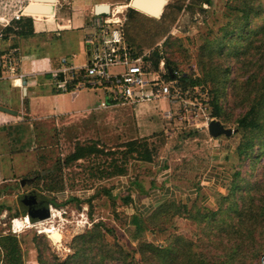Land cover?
<instances>
[{
	"label": "rangeland",
	"instance_id": "rangeland-1",
	"mask_svg": "<svg viewBox=\"0 0 264 264\" xmlns=\"http://www.w3.org/2000/svg\"><path fill=\"white\" fill-rule=\"evenodd\" d=\"M1 1L7 12L31 2ZM66 1L72 3L73 9L88 7L86 14L89 15L85 17L80 13L73 17L74 29L54 31L51 35L47 31L40 38L33 36L34 33L22 35L29 48H45L69 55L77 63H85V39L93 33L90 11L95 4H108L111 16L126 17L127 44L147 58L153 69L158 68L154 65L156 53L166 67L170 62L171 69L180 74L181 98L194 102V107L182 119L177 116L169 120L163 118L164 111H161L168 108L166 100L139 103L136 108L118 104L109 110L68 118L67 123L61 120L60 123L37 125L36 130L43 135L35 147L23 149L24 146L16 143L12 153L17 154L15 159L18 160L13 162L11 156L6 161L11 165L12 174L13 164H16L18 177L13 182L0 183V242L3 236H16L24 264H40L39 256L47 262L65 261L75 256L77 237L96 225L104 229V240L101 243L93 241V252L89 254L105 256L107 253L111 259L119 258L111 262L107 258L101 264H122L120 260L127 264H143L138 252L139 239L172 251L177 263L183 260L186 252L191 259L197 260H194L196 264H224V261L236 264L239 256L235 260L229 254L232 244H239L238 249L246 250L248 255L246 264H260L264 254V187L260 193L253 188L264 180V156L251 160L238 154L239 147L253 135L238 129L236 121L248 110V105L245 91L235 90V85L264 62V56L255 50L246 56L237 53L240 48L255 47L261 40L260 45L263 43L264 34L256 32L264 26V0L254 2L260 8L249 27L251 37L235 38L229 47H223V53L219 51L215 56L203 52L202 46L220 36L231 20L229 4L240 5L239 0H211L212 4L202 5L200 0H168L164 18L131 11V0ZM127 3L128 7L121 13L115 11L117 5ZM68 6L64 0L57 1L56 25L63 23L61 14L68 11ZM73 54L76 57H72ZM184 74L189 76L187 81L182 80ZM50 77L54 79V74ZM192 81L201 84L193 86ZM217 91L221 110L215 117ZM80 93L76 98L80 105L94 100L93 94H97L90 90ZM179 108H183L181 101L177 111ZM212 120L221 121L235 132L231 136L213 138L208 130ZM26 131L23 135H27ZM253 138L258 142L263 136L258 134ZM80 146L99 149L70 161L68 157ZM147 155H151V161L142 160ZM120 170L124 174H118ZM23 179H27L24 186L21 185ZM236 185L241 189L234 191ZM33 191L49 204L53 203L49 205L51 213L31 220L30 227L16 231L12 221L26 217L23 197ZM109 191L111 196L107 194ZM254 195H258L257 200L250 205ZM169 200L176 206L184 205L183 212L176 214L177 210H173L148 222V218ZM233 200L237 206L233 205ZM54 209L56 212L52 213ZM137 215L142 217L143 231L132 222ZM252 222H255L252 236L246 238L248 224ZM43 224L61 230V244L53 243L40 232ZM251 240L253 242L246 246ZM172 255L160 253L157 260L165 258V262H154L172 264ZM86 261L90 260L85 257L81 264ZM0 264H9L1 246Z\"/></svg>",
	"mask_w": 264,
	"mask_h": 264
},
{
	"label": "crops",
	"instance_id": "crops-1",
	"mask_svg": "<svg viewBox=\"0 0 264 264\" xmlns=\"http://www.w3.org/2000/svg\"><path fill=\"white\" fill-rule=\"evenodd\" d=\"M33 1L31 0V2ZM57 1L59 2V0ZM57 1L54 5L52 4L54 6L53 13L32 12L34 16H29L34 19L33 32L31 33H34L33 36L40 38L47 31L51 35L54 31L74 29L73 17H78L80 13L85 14V17L89 15L86 14L88 10L86 8L88 7L73 9L72 3L64 0V3L69 5L67 7L68 11L61 14L63 23L58 22L56 25L55 17L59 9L57 8ZM96 5L93 6L90 13L95 12ZM27 6L25 5L18 9H26ZM24 17L28 16L23 14L20 19ZM15 21L13 22L14 26H12L13 30L7 31L5 38L1 42L3 66L0 68V106L9 108L16 113L0 111V183L13 182L18 177L16 164H13L14 174H12L11 165H8L6 161L10 160L11 156L13 157V162L18 160L15 159L17 154L12 153L16 143H18V146H24L23 149L35 147L39 137L43 135L42 131L36 130L37 125L52 121L60 123L61 120L63 123H67L68 118L79 115L86 116L87 114L115 107L102 105L106 98L104 90L91 88L71 89L72 82H67L69 74H56L57 70L64 66L62 59H66L68 65L78 68L84 66L88 62L87 59H89L87 51L85 53L86 62L77 63L69 55L60 54L59 52L53 53L45 48L39 49L36 47L35 50L32 47L29 48L27 40L16 33ZM38 23L42 25L37 26ZM80 25L82 24L80 23ZM58 55L59 57H57ZM72 57H76V55L73 54ZM50 74H54V79L50 77ZM76 80H80V74H78ZM81 90L96 92L97 94H93L95 99L89 102L86 101V105H80L76 98L78 94H81ZM166 102L168 108L161 110L164 111L163 118H165L168 109L175 110L177 107L176 104H173L168 99H166ZM158 125L159 127L161 126V124ZM162 126H164L163 122ZM24 131H26L27 135H23ZM26 216H29L28 210Z\"/></svg>",
	"mask_w": 264,
	"mask_h": 264
},
{
	"label": "trees",
	"instance_id": "trees-1",
	"mask_svg": "<svg viewBox=\"0 0 264 264\" xmlns=\"http://www.w3.org/2000/svg\"><path fill=\"white\" fill-rule=\"evenodd\" d=\"M239 1H241L240 5L229 4V10H230L229 18L231 19L230 22H228L225 25V27L221 30L220 36H217L215 39L206 42L202 46L203 52L207 53L208 51V54L215 56L217 52L219 51L220 53H223L224 52L223 47L225 46L229 47L233 43V40L235 38L239 40V39H246V38L251 37L252 30L249 31L250 30L249 27L252 25L253 19L255 15L257 14V12L259 11L260 7L255 5L254 2H256V0H239ZM203 3L212 4V1L211 0H200L199 4L202 5ZM260 6L262 5L260 4ZM130 9L131 11H135V9L133 8H130ZM166 13L167 11L165 10L162 15V18L166 17ZM103 14L106 15L107 13L103 12ZM12 26H14V23ZM12 26L6 29V33L7 31L13 30ZM15 27L17 29L16 33L19 35L32 33L33 32V20L30 17H24L22 19H18L15 21ZM259 28L257 29L259 30V32H256V33L264 34V26L261 31ZM261 39L262 37H260L259 40ZM227 41H228V44L226 43ZM261 42L262 40L260 41V43ZM260 43L257 44L255 47L248 46L247 48L243 50L240 48L237 51V53L242 56H246L247 54H251L252 50H255L264 56V41L261 45ZM129 46L132 47L131 44H129ZM134 52L137 53L136 50ZM156 56H157L156 57L157 60H154V65L157 68L160 63V56L157 53H156ZM169 63L170 62H167V68L169 69L170 72L174 73V71L176 70L174 69L172 70ZM257 67L258 69H256L254 72H249L250 76L248 78H246L243 82L236 83L235 85V90L245 91L244 96H245V100L247 101V105H248V110L244 114H242L236 121L238 125V129L241 130L243 133L251 132L253 135L250 137V139L246 140L239 147L238 154L242 157L244 156V157L250 158L251 160H257L261 158L262 156H264V62L261 61ZM167 76L170 78L172 74H168ZM223 76H225V74H223ZM188 78L189 76H187L186 74L182 76L183 81H187ZM77 82L78 80L73 81L71 85V89H74L73 87ZM200 84H201L200 81H192L193 86L200 85ZM218 93L219 91H217L214 96V107H215L214 116L215 117L220 115V110H221L220 104H219L220 96ZM249 95H251V97ZM258 134H261L263 138L260 139L258 142L253 141L254 139L253 137ZM98 149H99L98 147H94V146H80L75 153H73L72 155L68 157V159L70 161L78 160V159L83 158L85 155H87L85 152L93 153L97 151ZM142 160L151 161L152 157L151 155H147L146 158ZM123 172H124L123 170H120L118 174L122 175L124 174ZM52 173L53 172L49 173V175ZM263 187H264V180L257 182L254 185L253 189L255 190L256 193H260L263 190ZM239 189H241V186L239 185H236L233 187L234 191H237ZM107 194L111 196L110 191L107 192ZM257 197L258 195L257 196L254 195L250 199L249 204L254 205V200L255 199L257 200ZM50 204H53V203H50ZM233 205L237 206V202L234 200H233ZM173 210H177L176 214L182 213L184 210V205L176 206L174 201L169 200L165 202L164 204H162L161 207L148 218V222L158 220V218L172 212ZM30 217H31V220L33 221L36 220L37 218L36 216H30ZM141 218L142 217H139L138 215L134 216L132 218V222L136 223L138 228L141 231H143L145 230V225L144 227H142L141 222H140ZM254 223L255 222L248 224L250 225V228H248V235L246 238H249L252 236ZM243 225H245V229H246L245 222H243ZM100 227H102V224ZM102 231H104V229L102 228L99 229V227L95 225V228L93 230H89L87 233H84L78 236L76 240L78 244L75 246V251H76L75 256L72 257L71 259L65 260V261H58V259L56 261L55 259V261L53 262H47L46 260H44L42 256H39L40 264H81V260L83 259L84 261L85 257H87L88 260H90V261H86V264H101L107 258L110 260V262L113 260L115 261L118 260L119 258H116L115 256L113 259L109 258L107 253L104 254L105 256H98V255L91 256L89 254V252H93V243H92L93 241L98 242V243L103 242L104 236L102 234ZM252 242L253 240L248 242L246 246H249ZM0 243H1L0 246L3 248V251H4V256L7 259L9 264H24L22 260V255L20 253L19 241L16 236H10V235L3 236L1 237ZM138 245H139L138 252L142 255L141 257L143 259L142 260L143 264H148L149 262L150 264H157L154 262L155 260L162 261L164 263L165 258H160L157 260V257L160 256V253H166L167 255L173 254L172 251L170 252V250H166V249L163 250L160 247L156 246L154 243H151L148 241H142L139 239ZM231 247L233 248V250H232V253L229 254V257H233V259L236 260V258L239 256L236 264H246L245 260L248 256L245 254L246 250H244V252H243V249L239 250L238 249L239 244H232ZM248 251L252 252V248L248 247ZM225 254L226 253H224V255ZM171 258L173 260L172 264H176L177 262L176 260H174L173 255L171 256ZM194 260L197 262L196 259H191V256L185 252V256L183 260L177 264H196ZM120 261L122 262V264H127L125 260H120ZM224 264H226L225 261H224Z\"/></svg>",
	"mask_w": 264,
	"mask_h": 264
},
{
	"label": "built area",
	"instance_id": "built-area-1",
	"mask_svg": "<svg viewBox=\"0 0 264 264\" xmlns=\"http://www.w3.org/2000/svg\"><path fill=\"white\" fill-rule=\"evenodd\" d=\"M2 4L3 1L0 2V68L3 66L1 42L6 36V29L23 14H30L24 8L7 12L6 6ZM106 13V15L103 12L91 13L90 26L93 28V33L85 39L88 62L78 68L68 65L67 60L62 59L64 66L57 70L56 74H69L68 83H73L80 74V80L74 85V89L104 90L106 98L102 102L103 106L128 104L136 108L139 103L168 99L176 106L181 101L183 108H179L178 111L177 107L175 110H168L165 118L173 120L179 116L182 119L184 115L189 114L194 102L181 98L179 72L177 70L174 73L170 72L164 60L157 69H153L148 64L147 58L135 53V50L127 44L126 17L116 14L111 16L110 11ZM168 74L172 76L169 78ZM14 220L16 219L12 221L13 226ZM260 264H264V254L261 256Z\"/></svg>",
	"mask_w": 264,
	"mask_h": 264
},
{
	"label": "water",
	"instance_id": "water-1",
	"mask_svg": "<svg viewBox=\"0 0 264 264\" xmlns=\"http://www.w3.org/2000/svg\"><path fill=\"white\" fill-rule=\"evenodd\" d=\"M56 1L57 0H34L33 2L28 4L26 8V12L30 14H32V12L42 13V14H51L54 12L53 5L56 3ZM167 1L168 0H131L130 7L140 12H144L147 15H150L152 17H161L164 13L165 6L167 5ZM109 11H110V6L108 4H97L95 6L96 13L109 12ZM0 111L9 112L13 114L16 113L12 111L11 109L3 107V106H0ZM208 130H209V134L213 138H218L220 136H231L235 132V130H233L232 128L225 127L222 124V122L219 120H212L208 125ZM25 181H27V179H23L21 181L22 186L25 185ZM33 198L35 199V201H37L35 197ZM49 209H50V206H47L45 208V213L40 217H44L48 215L49 213H51L50 212L51 210ZM28 215L35 216V214L31 210H28Z\"/></svg>",
	"mask_w": 264,
	"mask_h": 264
},
{
	"label": "bare ground",
	"instance_id": "bare-ground-1",
	"mask_svg": "<svg viewBox=\"0 0 264 264\" xmlns=\"http://www.w3.org/2000/svg\"><path fill=\"white\" fill-rule=\"evenodd\" d=\"M51 4V3H50ZM127 4H119L116 6L115 11L117 13H121L125 8H127L128 6ZM129 6H131V2L129 4ZM111 8V7H110ZM113 10V9H112ZM118 15V14H117ZM56 212L55 209L52 210V213ZM61 213V212H60ZM59 213V214H60ZM56 215V214H55ZM59 216V215H58ZM52 217V216H51ZM60 217V216H59ZM58 217V218H59ZM54 218V217H53ZM52 219V218H51ZM45 222V221H44ZM48 223V222H47ZM53 223V222H52ZM38 224V223H37ZM42 224V223H41ZM32 225L31 223V219L26 217L23 218V220L21 219H16L14 220V230L19 231L20 229L24 228V227H30ZM37 226V225H35ZM23 230V229H22ZM40 232L43 234L48 235V237L51 239V241L55 244H61L62 240H63V233L61 232L60 229L56 228L54 225H47V226H43L40 229Z\"/></svg>",
	"mask_w": 264,
	"mask_h": 264
},
{
	"label": "flooded vegetation",
	"instance_id": "flooded-vegetation-1",
	"mask_svg": "<svg viewBox=\"0 0 264 264\" xmlns=\"http://www.w3.org/2000/svg\"><path fill=\"white\" fill-rule=\"evenodd\" d=\"M35 197L37 201L33 198ZM23 204L27 210L33 211L35 216L40 217L45 213V208L49 206V202L45 199H42L34 191L28 192L23 197Z\"/></svg>",
	"mask_w": 264,
	"mask_h": 264
}]
</instances>
